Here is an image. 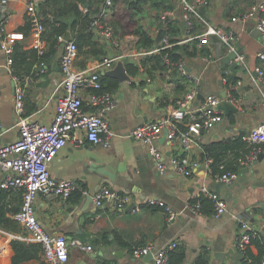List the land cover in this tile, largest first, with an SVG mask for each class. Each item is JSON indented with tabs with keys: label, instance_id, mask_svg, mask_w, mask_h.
Wrapping results in <instances>:
<instances>
[{
	"label": "crops",
	"instance_id": "crops-1",
	"mask_svg": "<svg viewBox=\"0 0 264 264\" xmlns=\"http://www.w3.org/2000/svg\"><path fill=\"white\" fill-rule=\"evenodd\" d=\"M30 1L42 13L39 6L46 0H8L3 6L4 15L8 19L6 31L23 34V38L16 42L23 44L27 50L37 48L38 44V36L33 30L27 32L25 29L29 22L27 6ZM257 1L259 0H209L210 5L205 8L203 15L211 26L237 28L239 47L246 55L248 68L235 65L236 77L243 81L237 92V106L232 105L235 109L223 108L224 119L210 131H204L198 136L193 148L187 150L179 139L170 140L167 130L158 140L157 145L166 158L189 155L201 162V167L191 176L186 177L172 170L161 174L148 147L130 135L137 126L145 122H157L168 117L179 102L186 99L194 85L192 80L186 77L187 81L185 79L183 82L185 87L180 88L182 83L168 73L149 77L145 74L135 77L129 74L132 80L126 83L112 77L118 81V87L111 90L116 107L106 114L114 132L111 146H95L85 139L80 145L70 142L60 150L50 168L55 179L72 180L83 186L88 195L76 191L67 200L40 195L35 201L36 215L49 234L64 235L69 240L78 238L85 245L93 247L92 252H86L69 246L68 264H155L153 256H133V249L148 244L160 249L172 241L186 247V264H194L206 250L209 253L208 264H240L243 253L237 248V239L242 232V221L249 222L264 237V160L260 162L257 158L245 165L242 164L244 158H240L238 179L232 184H225L214 180L211 168L213 159L209 156L202 158L206 146L241 137L244 140V136L256 125L264 123V96L261 93L264 81L259 83L263 86L259 89L253 78L256 68L262 64L257 57L263 48L259 32L254 20L232 22L234 16ZM173 11L169 20L180 22L182 31L178 38L184 40L188 33L179 0ZM159 22V18H156L155 24H149L152 32L164 28ZM1 38L0 34V146L14 142L19 137L15 109L16 76L7 64V56L1 48ZM123 40L120 47L110 45L108 57H119L124 62L125 58L134 59L130 57L131 42ZM193 43L194 41H190L187 45L192 47ZM63 49L62 45L50 66L36 67V78L28 77L22 83L25 87V114L30 113L27 116H33L45 124L53 122L57 107L58 95H54L53 91L56 81L61 78V72L60 69H54V65H59ZM206 52L209 53L185 58L187 70L199 78L201 90L199 97L191 104L192 110L205 101L207 94L222 95L228 90L227 80L234 67L230 65L232 57L227 48L217 37L211 38ZM206 56L212 57V60H206ZM99 62L90 60L86 68L97 69ZM82 63L83 57L79 55L77 66L82 67ZM45 68L46 71L43 72L42 69ZM104 71L100 70L101 76ZM188 121L189 118L186 122ZM185 127L183 124L179 126L180 129ZM79 136L83 137L82 132ZM260 146L263 150L261 153H264V143ZM228 154L231 156L235 152ZM208 158L211 159L209 164L206 163ZM104 186L129 193L134 200L133 204H140L141 209L134 211L130 207L124 210H112L108 206L96 207L92 196ZM203 188L217 192L227 201L228 211L224 215L217 217L215 212L194 214L188 211L187 206L203 195ZM149 198L165 201L180 215L173 222H168L165 209L151 206L147 202ZM13 214L9 216L16 221ZM17 224L18 230L0 227V264H14L13 240L27 242L22 238L26 235L25 229L18 222ZM249 248L253 255L258 256L257 245L252 244ZM19 264H46L43 251L39 258Z\"/></svg>",
	"mask_w": 264,
	"mask_h": 264
},
{
	"label": "built area",
	"instance_id": "built-area-1",
	"mask_svg": "<svg viewBox=\"0 0 264 264\" xmlns=\"http://www.w3.org/2000/svg\"><path fill=\"white\" fill-rule=\"evenodd\" d=\"M7 2L8 0L0 1L1 48L7 56L8 66L12 69V54L15 42L22 39L24 35L6 31L8 19L4 15L3 6ZM179 4L188 37L184 40H178L176 44L184 45L190 41H197V46L202 49L208 46L212 37H217L221 44L227 48L229 56L232 57L230 65L248 68L246 55L239 47L237 28L234 26L230 28L211 26L201 13L200 9L202 7L206 8L210 5L209 0H179ZM80 8L84 13L88 12V7L83 4H80ZM117 12L118 7L117 5L114 6L113 0H106L100 11L94 16L92 28L100 41L108 42L111 46L120 47L121 43L123 44V39H128L132 44L130 57L135 60H139L148 54L159 53L162 49L173 46L170 43V36L167 34L168 29L164 26L166 34L158 42V46L151 51L136 49L137 35L128 33L123 38L116 36L113 22ZM173 14V10H166L159 13L158 17L160 22H166ZM27 17L33 27V32L38 36L37 49L40 53H43L46 48V42L42 38V34L46 30L44 21L53 20V15L40 13L36 4L30 1L27 6ZM249 20H254L263 46L257 54L262 64L256 68L257 75L253 77L259 89H262L263 86L261 87L259 83L264 81V0L255 2L247 10L232 18L233 23ZM196 22L201 23L204 28L195 31V28H197ZM158 33V29L152 32L155 37ZM60 41L63 42L64 49L59 60L61 78L56 81L53 91L54 95H58L53 122L45 124L34 119L33 116L25 115V87L19 78L15 77V109L18 115L19 137L14 142L0 146V195L4 191H23L21 208L12 216L26 231V235L22 237L24 241L42 245L46 264H68L70 260L69 246H74L86 252L93 251L91 245H85L78 238L69 240L64 235L53 236L49 234L36 215L35 201L40 195L62 200L69 199L76 191L88 195L83 186L72 180L55 179L50 168L60 150L70 142L80 145L85 139L95 146L104 148L111 146L114 132L106 114L116 107V101L111 92L103 90L100 70L112 69L119 60V57H106L98 63L97 69H82L77 66L79 59L77 42L73 39L67 42L65 37H61ZM206 57V60H212V57ZM165 61L168 64V74L178 70L181 74L190 78L194 82V86L186 99L180 101L178 107L173 109L168 117L157 122H145L137 126L130 136L143 142L148 147V151L161 174H167L172 170L187 177L201 167V162L192 159L189 155L166 158L157 145L158 140L167 130L170 140L179 139L187 150L193 148L198 136L204 131H210L224 119L225 111L221 107L223 101L237 106L238 97L234 92L239 91L243 81L238 79L235 83H231L228 79V90L225 97L207 94L205 101L197 109L192 110L193 100L201 94L199 78L188 72L185 60L174 63L170 57L165 56ZM42 71L45 72L46 68ZM261 93L264 96V89L261 90ZM187 118H189L188 122H186ZM180 124L186 127L180 129ZM80 132H82L83 137L79 136ZM244 140L255 146L251 153L242 160V164L246 165L256 161L258 155L263 151L260 145L264 143V123L256 125L248 135L244 136ZM210 162L211 159L208 158L206 163L209 164ZM238 177V172H226L215 175L214 180L217 183L232 184ZM202 192L204 196L215 202V216L220 217L228 211L227 201L221 198L217 192H211L207 188H203ZM92 198L96 207L108 206L112 210H124L134 203L129 193L119 192L108 186L98 190ZM147 202L151 206L164 208L168 222H173L180 215L163 200L149 198ZM201 208L202 205L199 201L187 206L188 211L194 214L201 213ZM140 209V204L135 205L133 208L134 211ZM241 230L242 232L237 239V248L244 253L252 244V240L258 236V231L254 230L246 220L242 221ZM177 245V241H172L170 244L158 249L154 245L148 244L135 247L132 253L136 258L152 254L155 264H168L169 252ZM261 264H264V256Z\"/></svg>",
	"mask_w": 264,
	"mask_h": 264
},
{
	"label": "trees",
	"instance_id": "trees-1",
	"mask_svg": "<svg viewBox=\"0 0 264 264\" xmlns=\"http://www.w3.org/2000/svg\"><path fill=\"white\" fill-rule=\"evenodd\" d=\"M106 0H46L40 4V11L44 14H52L53 20H45L46 30L42 34V38L46 42V48L43 53L37 48L27 50L23 44L16 42L12 54L13 64L12 73L19 78L22 83H25L26 78H36V67L50 66L53 59L58 56L63 42L60 41L61 37H65L68 32L72 34V39L78 44L79 55L83 57L82 69L86 68L90 60H104L109 56L110 44L108 42L100 41L92 28L94 16L100 11V8ZM114 6L118 3H124L127 10L131 11L129 23H124L117 16L114 19L113 25L116 30V36L119 38L125 37L126 34H135L138 37L136 41V49L151 51L158 42L156 37L153 36L149 26L142 23L146 18V11L148 9L157 13L155 18H159L158 14L166 10L175 9L178 0H113ZM174 2V3H173ZM80 4L88 7V12L84 13ZM171 18V17H170ZM180 22H173L166 20V22H159V25L165 26L168 29L167 34L170 36V43L173 44L171 48L162 49L159 53L148 54L141 57L139 60L125 58V65L128 73L132 76H139L145 74L146 77L154 76L158 73H167L168 64L165 61V56L170 57L171 61L177 63L185 60L186 57L197 56L200 53H209L206 46L203 50L197 47V41L193 46L187 44H176L182 31ZM197 28H202V24L196 22ZM27 32L33 30L31 23L28 22L25 26ZM186 61V60H185ZM47 66V67H48ZM237 66L232 68L229 81L235 83L238 80L236 77ZM45 74V73H44ZM43 75V74H41ZM170 75L178 81L181 87H185L184 81L187 76L182 75L178 70ZM187 81V79H186ZM191 81V80H190ZM143 82V81H142ZM103 90L109 91L118 87V81L112 77L102 75ZM194 84V82H191ZM194 86V85H192ZM191 90V89H190ZM189 90V91H190ZM237 95L236 92H234ZM238 96V95H237ZM28 115L30 113H27ZM27 114H25L27 116ZM255 146L250 144L242 137L237 140H225L214 145L206 146L202 153V158L207 156L213 159L211 164L213 176L223 174L226 172H237L239 168L238 160L246 158L251 153ZM228 152H235L231 155ZM17 201V202H16ZM23 201V191H4L0 195V227L17 229V222L14 221L9 215L18 212L21 208ZM201 202V212L213 214L215 212V202L204 195L200 196L194 203ZM16 202V204H15ZM252 244L257 245L259 249L258 256L253 255L248 248L242 256L240 264H261L264 256V237L259 233L256 238L252 240ZM251 244V245H252ZM12 246L14 249L13 263L19 264L28 260L39 258L42 253V245L39 243H27L20 240H13ZM209 253L204 251L196 259L194 264H208ZM168 264H186V247L178 244L176 248L169 252Z\"/></svg>",
	"mask_w": 264,
	"mask_h": 264
},
{
	"label": "water",
	"instance_id": "water-1",
	"mask_svg": "<svg viewBox=\"0 0 264 264\" xmlns=\"http://www.w3.org/2000/svg\"><path fill=\"white\" fill-rule=\"evenodd\" d=\"M200 10H201L202 14L205 13V8L204 7H202ZM165 34H166V29L165 28H161L159 30V33H158L157 37H156L157 42H160ZM71 40H72V34L70 32H68L67 35L65 36V41L68 42V41H71ZM54 69H56V70L60 69L58 63H55ZM103 74L106 75V76L115 77L121 83L130 82L132 80L131 76L129 75V73H128L127 69H126L125 62L123 60H118L116 65L114 66V68L104 71ZM222 96L225 97L226 96V92H223ZM221 107L222 108H226V109H228V108L229 109H235L231 104L227 103L226 101L222 102ZM258 160L260 162H262L264 160V153H260L258 155ZM134 207H135V204L130 206V208H134ZM149 256H153V255L150 254Z\"/></svg>",
	"mask_w": 264,
	"mask_h": 264
},
{
	"label": "rangeland",
	"instance_id": "rangeland-1",
	"mask_svg": "<svg viewBox=\"0 0 264 264\" xmlns=\"http://www.w3.org/2000/svg\"><path fill=\"white\" fill-rule=\"evenodd\" d=\"M172 2V0H170ZM175 1V0H174ZM174 3V2H173ZM118 7V12H117V17L122 20L124 23H129L130 21V14L131 11L126 9V6L124 3H118L117 4ZM147 15L145 16L146 18H144V20H142V23L146 26H149V24H155V20H156V15L157 13H155L153 10L148 9L146 11ZM151 29V27H150ZM130 47V45H129Z\"/></svg>",
	"mask_w": 264,
	"mask_h": 264
}]
</instances>
